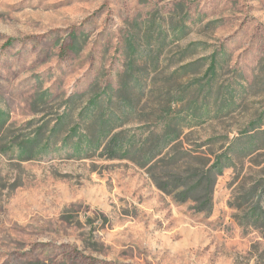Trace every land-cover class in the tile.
<instances>
[{"label": "rangeland", "instance_id": "obj_1", "mask_svg": "<svg viewBox=\"0 0 264 264\" xmlns=\"http://www.w3.org/2000/svg\"><path fill=\"white\" fill-rule=\"evenodd\" d=\"M213 57L211 102L218 90L217 104L246 93L204 126V141L264 117V0H0V264H264V226L247 222L243 200L264 185V151L226 169L199 214L78 128L97 113L121 136L140 130ZM24 142H37L31 160Z\"/></svg>", "mask_w": 264, "mask_h": 264}, {"label": "trees", "instance_id": "obj_2", "mask_svg": "<svg viewBox=\"0 0 264 264\" xmlns=\"http://www.w3.org/2000/svg\"><path fill=\"white\" fill-rule=\"evenodd\" d=\"M217 68L213 57L204 73V79L180 87L172 99L158 102L152 109L154 121L146 123L140 130L133 129L126 136H121L122 132H115L111 120H101L97 113L88 115L78 128L85 132L83 137L89 145L101 148L102 155L107 159L134 162L146 169L156 188L172 196L175 202L189 203L192 210L199 214L210 213L218 177L228 168H237V161L264 151V117H258L253 123L247 124L246 129L239 132L237 137L231 138L230 133H226L222 137L202 140L204 126L234 112L238 104L234 100L238 95L246 93L240 87L230 95L231 103L217 104L223 98L220 96L221 90H218L215 92L216 103H212ZM125 111L126 114H135L136 106L132 101L125 103ZM7 119L8 114L0 112V129L5 127ZM62 123V117L55 121L46 138L47 145L57 144V128ZM92 131H96L97 135L90 134ZM73 133L77 134L78 130L74 129ZM194 133L200 134L201 141L193 146L186 138ZM36 143L24 142L20 146L26 160L33 158ZM217 144L220 153L210 149ZM243 200L252 207L247 222L254 228H262L264 185L256 183L251 186Z\"/></svg>", "mask_w": 264, "mask_h": 264}]
</instances>
